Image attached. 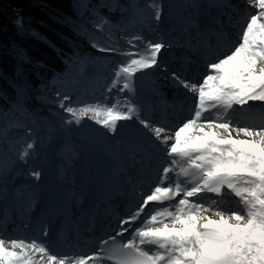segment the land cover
<instances>
[{
	"label": "snow or ice",
	"instance_id": "obj_1",
	"mask_svg": "<svg viewBox=\"0 0 264 264\" xmlns=\"http://www.w3.org/2000/svg\"><path fill=\"white\" fill-rule=\"evenodd\" d=\"M247 4L253 11L237 19L238 38L231 47L225 26L210 12L229 7L224 0H185L180 5L189 42L197 39L216 55L198 83L171 74L175 84L195 97L190 118L174 129L152 124L134 102L137 74L161 67L159 56L171 44L133 34L122 37L128 47L120 48L113 46L110 32L105 43H92L100 53L127 57L112 69L105 87L106 93H114L105 96L112 102L69 103L72 96L58 91L57 107L67 114L63 123L79 126L90 119L111 136L122 122H134L140 126L134 133L139 142L126 155L135 160L142 145L154 150L160 162L155 184L138 193L141 198L129 207L115 234L101 238L94 253L61 256L43 239L0 235V264H264V115L249 124L237 119L253 113L257 104L264 112V0ZM145 8L161 21L158 0H147ZM201 16L208 17L203 29ZM14 23L21 28L23 17ZM108 23L101 18L93 27L105 32ZM189 30H195V37ZM209 33L215 45L205 39ZM35 147L34 139L26 142L19 160L27 163ZM30 175L41 178L38 170ZM125 233L128 237L120 239ZM41 236H48L46 229Z\"/></svg>",
	"mask_w": 264,
	"mask_h": 264
},
{
	"label": "rangeland",
	"instance_id": "obj_2",
	"mask_svg": "<svg viewBox=\"0 0 264 264\" xmlns=\"http://www.w3.org/2000/svg\"><path fill=\"white\" fill-rule=\"evenodd\" d=\"M111 1L109 0L111 4L108 6L114 12L108 16L109 23L105 25L106 31L97 32L92 43L96 41L105 43L106 32H110L114 37L113 46L127 48L126 40L122 37L142 34L148 40H163L165 43H170V48L162 50L165 54L180 50L186 52L187 57L193 62L197 61L196 65H192L191 70L185 74L180 61H177L175 66L170 68L168 67V61L159 57L161 67L166 68V71H162L161 67H157L137 74L136 89L139 88L138 80L146 76L149 79V85L147 84L146 87H152L157 92L151 101L146 104L149 116L144 115L143 112H141V115L154 125L174 129L190 118L191 114L189 107L187 109L186 105H178L175 102L176 94L182 87L170 79L171 74L176 73L182 79L198 83L205 76L206 65L209 63V59L216 55V52L209 49L201 54L199 41L191 39L189 42V35L184 31L185 27L179 35H177L178 30L173 32L170 29L174 25L166 23L168 20L167 15L173 10L181 9L176 5L175 0H158L163 9L160 22L153 20L150 10L145 8L147 0H118V3ZM246 8L253 11L248 6L247 0H243L238 7L230 8L229 12L226 11L221 18V24L225 26V31L228 33V47L236 43L233 38L239 33V28L236 26L237 19L246 17L252 12ZM184 15H187V13H184ZM177 27L179 26L177 25ZM87 31L91 34L90 30L87 29ZM189 32L191 36L195 37V30H189ZM174 43L181 45L175 47ZM91 45L82 49L81 43L77 45L76 42L72 41L74 53L71 55L72 63H69V65L73 72L64 76L65 82H62L61 91H59L61 95L68 94L72 96V101H69V103L73 101L80 103L112 102L111 100L106 101L105 96H111L114 93H106L105 87L110 82L112 69L115 68L118 62L127 59V57L118 54L100 53ZM79 46L82 50L79 49ZM196 68L197 70H195ZM188 74L195 76L188 79ZM23 84L24 80L21 78L18 85L20 87ZM187 93L189 92L187 91ZM189 95V106L191 107L194 95L192 93H189ZM30 96V101L22 98L18 104L13 106L7 117L9 125L5 126V129L3 127V132L0 130V210H3L5 216L0 219V235L7 238H21L17 229H30L36 221L45 225L46 228L50 227L52 223L51 216L49 214L46 216L40 215L43 202L42 173L50 164L61 166L57 176L63 186L68 189L67 202L73 205V209H77V194L82 188L83 177L86 175L83 172V156L87 153V150L83 144L88 146L89 152H92L94 146H97L96 149L99 150L100 147L107 155L104 144L107 146L108 155L112 156L110 151L114 152L115 156H107V159L111 161L110 167L117 171L115 172L118 174L116 177H120L124 184H126L128 177L129 183L139 181V179L135 180L133 174L138 175L147 169V167L142 169L144 166L142 154L138 153L135 160L126 155L127 150L130 148L129 145L133 146V143L130 144V142L123 139L124 137L119 132L120 129L115 135L109 136L106 134L105 129L96 125L90 119L83 120L79 126H66L63 123V118L67 114L57 107L56 95L48 98L40 95L37 91H33L30 92ZM134 102L136 103V94ZM17 106L20 107V111L15 110ZM34 111L36 115H31L30 112L34 113ZM13 115L17 120L13 119ZM238 120L242 124H246L243 120ZM122 124L131 127L136 125L134 122H122ZM29 130H31L30 135ZM143 132L146 133V129H143ZM33 139L36 141L33 154L27 158V163L20 161V150L26 142ZM74 153H76V156H74ZM119 156L124 158L125 167L120 163ZM154 161L156 162L158 159L154 158ZM37 170L41 172L39 180L30 175L32 171ZM150 189L151 187L148 186V191ZM129 193L131 194V192ZM10 195H12V201H10ZM116 210H118L117 206ZM3 223H6L4 228H2ZM27 238L29 239V237Z\"/></svg>",
	"mask_w": 264,
	"mask_h": 264
},
{
	"label": "bare ground",
	"instance_id": "obj_3",
	"mask_svg": "<svg viewBox=\"0 0 264 264\" xmlns=\"http://www.w3.org/2000/svg\"><path fill=\"white\" fill-rule=\"evenodd\" d=\"M234 1V2H233ZM243 0H224L229 7L224 9L213 8L210 10L213 16H218L221 23V18L223 14L227 11L229 12L230 8L238 7ZM176 5L180 7L185 0H175ZM243 8V6H242ZM245 9V8H244ZM247 9V8H246ZM252 11L251 9H247ZM180 10H173L167 15L166 23L168 25H174L170 28L173 30H178L179 35L181 30L185 27L183 21L180 18ZM201 29L205 27V24L208 21L207 16H201L200 18ZM204 24V26H203ZM177 25L179 27H177ZM231 35V31H230ZM233 35V34H232ZM177 37V36H175ZM234 41L237 42L238 35L234 36ZM214 38L216 43V38L210 33L206 35V39L212 40ZM213 42L211 43V45ZM212 49V48H210ZM159 57L165 58L168 61V67L175 66V59L182 60L184 63H187V60L184 59L185 52L175 51L172 53L161 52ZM215 56L211 57L213 60ZM149 79L141 78L138 80V87L136 93V103L142 106L143 114L149 116V110L146 108V104L151 101L152 97L157 93L156 90L149 85ZM176 102L181 104L188 105L190 99L189 94L186 89L181 88L176 94ZM195 103V97L193 98ZM192 102V110L195 104ZM155 112V111H154ZM153 116V113L151 114ZM264 112H262L260 106L257 104L255 106V111L253 113H248L242 116H238L240 120L244 119L245 122H259ZM146 116V117H148ZM242 118V119H241ZM247 118V119H246ZM119 125V132L124 137L123 139L128 142L137 144L138 136L134 135L136 129L140 126L134 125L131 127L129 125ZM175 125V124H174ZM173 125V126H174ZM143 132V129H140ZM147 131V130H146ZM145 133V132H144ZM147 133V132H146ZM86 148L87 153L83 156V172L84 180L82 188L77 194V209H73V205L68 203L66 200V194L68 189L63 186V183L60 182L58 174L59 168L61 166L48 165V167L42 173V189H43V202L41 205L40 215H50L52 223L50 227L46 228L45 225L40 224L39 222H34L32 227L27 230L21 228L17 229L18 234L21 238L29 239L31 238H40L47 241L48 246L51 251H54L57 255H73V251L77 252L76 256L87 255L94 253L99 243L101 236L107 237L108 235L115 234V231L118 229L120 219V211L124 213L128 211L129 207H132L136 202L141 198L138 193L147 192L148 186H154L156 181V169L159 165V162H155L154 158H157L158 154L151 148H147L142 145V149L139 153L142 154L143 158V167L146 168L145 171H142L140 174H133L135 181L129 183V177L125 182L128 184H122V179L116 177V170L110 167L111 161L108 160L107 156V146L104 144V149L107 155L99 147V150L96 149L97 146H94L92 152L88 151V146L83 144ZM129 147H131L129 145ZM112 154L111 157L115 156L114 152L110 151ZM118 154V153H117ZM148 154V156H146ZM119 155V154H118ZM76 156V153H74ZM120 157V156H119ZM123 167H125L124 158H119ZM81 172V171H80ZM123 188L125 190L123 191ZM131 192L130 196H126L127 192ZM125 192V193H124ZM125 195L122 204L115 213L113 205H111L110 199ZM131 197V198H130ZM12 195H10V201ZM123 198V197H122ZM174 203V202H167ZM152 205H150L151 207ZM113 209V210H112ZM147 211V209H146ZM128 213V212H127ZM125 213L127 216L128 214ZM124 215V214H123ZM3 216V210H0V219ZM124 216V217H125ZM61 218V219H60ZM41 219V218H35ZM138 223V222H137ZM127 227V226H125ZM43 229H46L48 232L47 237H42L41 232ZM129 233H125V239L128 237Z\"/></svg>",
	"mask_w": 264,
	"mask_h": 264
},
{
	"label": "trees",
	"instance_id": "obj_4",
	"mask_svg": "<svg viewBox=\"0 0 264 264\" xmlns=\"http://www.w3.org/2000/svg\"><path fill=\"white\" fill-rule=\"evenodd\" d=\"M109 4V0H0L2 132L9 125L7 117L13 106L22 98L30 101V92L49 98L61 91L64 76L73 72L69 65L72 41L81 43L82 49L92 44L99 32L93 24L101 18L108 21L114 12ZM18 16L23 17L21 28L14 23ZM21 78L24 84L19 87ZM13 119L17 120L15 115Z\"/></svg>",
	"mask_w": 264,
	"mask_h": 264
}]
</instances>
